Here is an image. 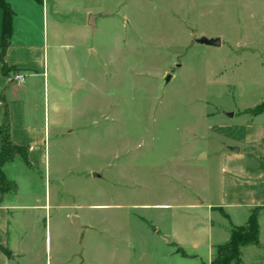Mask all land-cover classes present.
<instances>
[{
  "label": "rangeland",
  "instance_id": "obj_1",
  "mask_svg": "<svg viewBox=\"0 0 264 264\" xmlns=\"http://www.w3.org/2000/svg\"><path fill=\"white\" fill-rule=\"evenodd\" d=\"M91 15L106 16L88 41L92 87L51 104L49 166L11 168L29 207L13 212L12 247L22 264H210L246 222L212 207L224 131L264 102V0H71L61 18ZM249 250L242 264H264Z\"/></svg>",
  "mask_w": 264,
  "mask_h": 264
},
{
  "label": "crops",
  "instance_id": "obj_2",
  "mask_svg": "<svg viewBox=\"0 0 264 264\" xmlns=\"http://www.w3.org/2000/svg\"><path fill=\"white\" fill-rule=\"evenodd\" d=\"M6 1L14 17L11 46L4 61L10 68L19 70V73L3 74V12L0 8V127L4 124L7 108L12 141L28 149V163L17 158L3 169L6 178L17 185V193L6 195L0 203V264H22L19 252L12 247L10 231L16 220L13 212L24 211L29 207L20 204L19 182L9 174L13 165H24L27 169L35 166L46 169L49 166L51 126L57 127L56 121L50 118L51 104L53 110H57L64 102V94H77L79 88L75 83H79L81 90H87L89 78L92 87V69H88L92 48L88 41L94 34L87 22H67L61 18L63 7L71 0ZM73 10L80 12L79 8L73 7L69 12ZM15 75H23L25 81H15ZM224 133L231 145L220 156L221 205L212 207V210L223 212L229 221V209L241 211L246 219L241 226H245L252 213L258 210L261 247L247 249L262 252L264 114L232 125ZM261 261L256 260L255 263Z\"/></svg>",
  "mask_w": 264,
  "mask_h": 264
},
{
  "label": "trees",
  "instance_id": "obj_3",
  "mask_svg": "<svg viewBox=\"0 0 264 264\" xmlns=\"http://www.w3.org/2000/svg\"><path fill=\"white\" fill-rule=\"evenodd\" d=\"M35 1L40 2V0ZM0 8L3 12L1 42L3 74L8 76L11 73H19V70L10 68L4 61V56L11 46V39L13 37L14 13L6 0H0ZM250 114L253 117L263 115L264 102L255 107ZM10 130V117L8 109L6 108L4 124L0 127V203L6 195L15 194L17 192L16 184L6 178L3 171L4 166L17 158H20L26 164L28 163V149L14 144ZM257 215L258 210H255L245 226H233L231 228L229 242L212 248L213 258L210 264H242L243 249L248 247H261L260 227ZM225 217L228 218L226 215ZM178 253L183 254L179 249Z\"/></svg>",
  "mask_w": 264,
  "mask_h": 264
},
{
  "label": "water",
  "instance_id": "obj_4",
  "mask_svg": "<svg viewBox=\"0 0 264 264\" xmlns=\"http://www.w3.org/2000/svg\"><path fill=\"white\" fill-rule=\"evenodd\" d=\"M102 17H106V16L105 15H91L89 17L88 25H89V27H91L93 34H95L97 31V20L99 18H102ZM199 43L202 45L213 46V47H221V45H222L221 39L208 40L206 38H203L199 41ZM171 79H172L171 75L167 76L165 79V84L166 85L169 84ZM235 150L238 151L237 149H235ZM73 222L75 225L79 226L78 218L74 217ZM168 241H170V240L168 239Z\"/></svg>",
  "mask_w": 264,
  "mask_h": 264
},
{
  "label": "built area",
  "instance_id": "obj_5",
  "mask_svg": "<svg viewBox=\"0 0 264 264\" xmlns=\"http://www.w3.org/2000/svg\"><path fill=\"white\" fill-rule=\"evenodd\" d=\"M14 80L18 81L19 83H23L25 81V77L23 75H15Z\"/></svg>",
  "mask_w": 264,
  "mask_h": 264
}]
</instances>
